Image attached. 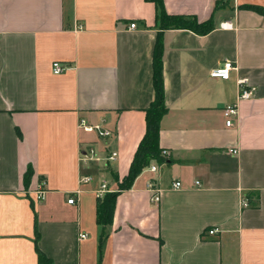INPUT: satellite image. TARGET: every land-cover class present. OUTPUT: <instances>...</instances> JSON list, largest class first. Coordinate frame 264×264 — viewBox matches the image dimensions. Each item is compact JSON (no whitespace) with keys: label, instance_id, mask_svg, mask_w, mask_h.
I'll use <instances>...</instances> for the list:
<instances>
[{"label":"crops","instance_id":"0c3cea01","mask_svg":"<svg viewBox=\"0 0 264 264\" xmlns=\"http://www.w3.org/2000/svg\"><path fill=\"white\" fill-rule=\"evenodd\" d=\"M248 4L264 8V0H163L169 14L212 16L214 28L163 31L158 143L169 154L118 190L154 97V3L0 0V264H39L35 229L52 264H264V16ZM226 58L236 65L230 77H211ZM53 62L65 68L53 73ZM240 78L249 98H238ZM231 103L237 116L227 126ZM79 118L112 134L85 132ZM90 147L99 159H79ZM81 175L91 180L80 184ZM149 180L161 188L157 202ZM103 181L118 191L104 225Z\"/></svg>","mask_w":264,"mask_h":264},{"label":"trees","instance_id":"16d2710c","mask_svg":"<svg viewBox=\"0 0 264 264\" xmlns=\"http://www.w3.org/2000/svg\"><path fill=\"white\" fill-rule=\"evenodd\" d=\"M153 2L155 5V20L157 25L156 39L152 54V85L154 90L153 100L145 111V131L140 139L137 148L133 154L127 174L118 184V190L129 188L135 178L141 173L143 168L148 166L152 160L163 162L164 158L159 147V129L160 120L165 114L167 108L164 104V88L162 75V56H163V40L162 33L167 29H188L196 34L204 35L214 28L212 16L205 21H198L193 15L169 14L166 12L163 0H146ZM218 1L215 3L214 9L218 8ZM220 6V5H219ZM258 12L264 16V8L259 5L248 4L243 5ZM31 175L28 169L24 176L25 184L28 183ZM118 191L105 192L97 205L96 220L104 225L110 222L114 207V200ZM38 232L35 229L34 244L37 252V260L39 264H52L37 247Z\"/></svg>","mask_w":264,"mask_h":264},{"label":"built area","instance_id":"2783aa9c","mask_svg":"<svg viewBox=\"0 0 264 264\" xmlns=\"http://www.w3.org/2000/svg\"><path fill=\"white\" fill-rule=\"evenodd\" d=\"M135 23H130L129 27L130 28H134ZM220 26L223 28H228L230 26L229 22L227 21H223L220 23ZM53 67V73H59L62 69L65 68L64 65H62L59 62H53L52 64ZM236 69V65L233 64V61L231 59H224L220 65L212 68L209 72L211 77H215V78H220V79H228L230 77V73L231 70ZM237 85L239 87V94H238V98L239 99H246L249 98L252 95V88L249 87L248 85V81L246 78H240L237 80ZM223 116L225 118V124L227 126H230L233 123V117L237 116V105L236 103H231L226 105L223 108ZM77 127L79 129H82L85 132H94L97 134L98 137H109L112 132L111 130L98 125V124H90L88 123L84 118H79L78 122H77ZM230 153H236L237 150L236 149H229ZM162 156H167L169 153L167 150H162L161 151ZM116 156L115 152H112L106 159L108 160H112L114 159ZM79 159L83 160V161H90V160H98L99 158L96 156L95 153V149L93 147H90L89 149H81L79 150ZM157 169V165L156 164H152L150 166V170L151 171H155ZM91 180V177H89L88 175H81L79 177V183H85ZM197 185L199 184L198 181L195 182ZM43 184V183H42ZM172 187L174 188H179L181 187V182L178 180H175L172 182ZM146 189L150 192V200L152 202H157L159 200V196H160V192H161V188L159 186H157V184L155 182H153L152 180H149L146 183ZM107 192L106 189V183L103 181L100 184L99 189L96 191V195L97 197H102L104 195V193ZM44 195V190L42 188V185L40 184L36 189H35V197L36 199H42ZM75 198L74 197H70L67 199L68 203H74ZM248 203V199L246 197H242L241 198V205L243 206H247ZM217 231V229H210L208 230V234H214ZM86 235L84 233H81L79 235L80 239L85 238Z\"/></svg>","mask_w":264,"mask_h":264}]
</instances>
